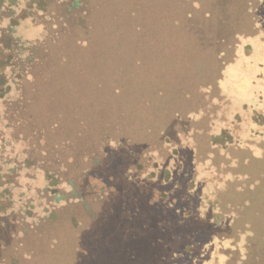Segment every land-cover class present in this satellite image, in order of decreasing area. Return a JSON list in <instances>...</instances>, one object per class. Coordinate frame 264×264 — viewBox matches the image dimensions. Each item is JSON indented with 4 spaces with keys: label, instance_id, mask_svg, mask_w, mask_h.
I'll list each match as a JSON object with an SVG mask.
<instances>
[{
    "label": "rangeland",
    "instance_id": "rangeland-1",
    "mask_svg": "<svg viewBox=\"0 0 264 264\" xmlns=\"http://www.w3.org/2000/svg\"><path fill=\"white\" fill-rule=\"evenodd\" d=\"M72 1L0 103V264H264V0Z\"/></svg>",
    "mask_w": 264,
    "mask_h": 264
},
{
    "label": "trees",
    "instance_id": "trees-1",
    "mask_svg": "<svg viewBox=\"0 0 264 264\" xmlns=\"http://www.w3.org/2000/svg\"><path fill=\"white\" fill-rule=\"evenodd\" d=\"M79 1L73 0L68 5L67 10L64 11V14L68 16L67 19L73 20L81 16L82 11H78ZM43 5L42 0H0V103L1 100L3 101L8 97L13 88L17 87L24 78L26 79L29 75L32 76L34 67L40 62L41 50L46 46L43 44L62 35L56 31L58 24H60L58 21H54L57 16L56 11L48 10V7H43ZM73 9L76 12L71 14ZM58 18L61 19L60 13ZM26 19L34 22L36 20H38L37 22H44L47 33H45L46 38L43 42L35 44L29 39L24 41L20 38L15 28L20 27ZM194 27L195 35L200 36L205 46L213 47L214 43L212 42L215 39L209 42L211 39L208 37L212 38V36L205 32V34L198 33L197 35V30ZM25 48H27L28 53L24 56L20 50Z\"/></svg>",
    "mask_w": 264,
    "mask_h": 264
}]
</instances>
